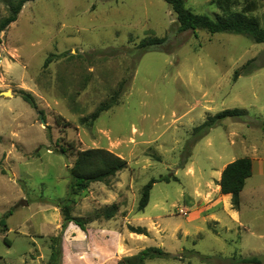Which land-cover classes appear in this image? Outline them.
Instances as JSON below:
<instances>
[{
  "label": "rangeland",
  "instance_id": "obj_1",
  "mask_svg": "<svg viewBox=\"0 0 264 264\" xmlns=\"http://www.w3.org/2000/svg\"><path fill=\"white\" fill-rule=\"evenodd\" d=\"M8 3L0 0V19ZM184 4L221 12L216 0ZM252 14L264 26V0ZM148 37L164 39L139 46ZM227 108L245 112L193 133ZM89 147L127 164L66 200L72 215L93 218L118 204L83 231L63 224L55 203L68 195L76 150ZM243 156L253 169L234 209L218 199L215 177ZM159 176L168 181L154 182L139 210L142 186ZM149 246L167 255L145 264H264V43L179 30L164 0L25 2L0 32L1 263L123 264Z\"/></svg>",
  "mask_w": 264,
  "mask_h": 264
},
{
  "label": "trees",
  "instance_id": "obj_2",
  "mask_svg": "<svg viewBox=\"0 0 264 264\" xmlns=\"http://www.w3.org/2000/svg\"><path fill=\"white\" fill-rule=\"evenodd\" d=\"M30 0H9L7 14L0 19V32L3 31L11 22L15 21L23 4ZM167 2L176 15L179 30L187 29H205L210 33L214 32H233L244 33L249 35L255 42L264 43V26L252 12L257 8L259 0H216L217 7L221 11L213 16L205 13H196L187 8L184 0H164ZM238 7V8H237ZM237 8V9H235ZM164 38L148 37L140 41L139 46L147 47L161 43ZM49 57L45 59L44 66L47 65ZM21 97L33 108L36 103L32 95L21 92ZM98 108L92 113V118H96L101 110ZM244 109L227 108L218 111L213 115H208L199 125L193 128V133L206 132L219 119L224 117H240L244 113ZM126 160L102 147H89L77 149L74 161L68 169L69 184L68 195L63 201H58L55 205L59 208L62 216V223L73 222L81 230H86V224L94 218L103 217L109 219L114 216L118 209V204L113 202L105 205L97 211L95 217L74 216L71 214V198L73 194L83 190L89 186L91 182L107 181L117 171L126 167ZM252 174V160L248 156L235 158L224 165L221 170L219 180L220 194H229L232 208L238 209L240 203V191L245 185L246 179ZM168 181L165 176L158 178H150L141 189L138 200V209H143L149 199V191L152 184L156 181ZM69 201V202H66ZM62 224V225H63ZM5 228V223H2ZM167 253L160 247L149 246L140 251L124 255L121 258L123 264H145L147 259L155 257H164ZM243 264L257 262L254 258L243 257L239 260ZM0 264L1 260H0ZM112 264V263H107Z\"/></svg>",
  "mask_w": 264,
  "mask_h": 264
},
{
  "label": "crops",
  "instance_id": "obj_3",
  "mask_svg": "<svg viewBox=\"0 0 264 264\" xmlns=\"http://www.w3.org/2000/svg\"><path fill=\"white\" fill-rule=\"evenodd\" d=\"M224 165H225V164H224ZM224 165L221 167V169L218 171V173H217V175H216V177H215V181H216V186H215L216 188H215V190H216V193H217V194H219V195L222 196V197H218V199H220L221 201H223V202L226 204V199H227L228 197L230 198V195H229V194H220V193H219V185L217 184V182H218V180H219V177H220L221 170H222V168L224 167ZM252 169H253V162H252ZM214 204H215V202H214ZM210 216H211V218H212L213 220L220 222L219 217H218L215 213L210 214Z\"/></svg>",
  "mask_w": 264,
  "mask_h": 264
},
{
  "label": "water",
  "instance_id": "obj_4",
  "mask_svg": "<svg viewBox=\"0 0 264 264\" xmlns=\"http://www.w3.org/2000/svg\"><path fill=\"white\" fill-rule=\"evenodd\" d=\"M8 90L4 91L3 93L5 94ZM10 92V91H9ZM41 120L43 121V119L41 118Z\"/></svg>",
  "mask_w": 264,
  "mask_h": 264
},
{
  "label": "bare ground",
  "instance_id": "obj_5",
  "mask_svg": "<svg viewBox=\"0 0 264 264\" xmlns=\"http://www.w3.org/2000/svg\"><path fill=\"white\" fill-rule=\"evenodd\" d=\"M10 92L9 91H7L5 94H9Z\"/></svg>",
  "mask_w": 264,
  "mask_h": 264
}]
</instances>
